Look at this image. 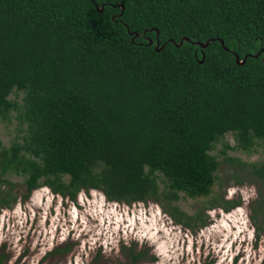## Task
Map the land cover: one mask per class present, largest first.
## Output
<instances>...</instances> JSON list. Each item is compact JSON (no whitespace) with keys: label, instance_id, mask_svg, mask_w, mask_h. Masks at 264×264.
<instances>
[{"label":"trees","instance_id":"trees-1","mask_svg":"<svg viewBox=\"0 0 264 264\" xmlns=\"http://www.w3.org/2000/svg\"><path fill=\"white\" fill-rule=\"evenodd\" d=\"M263 48L264 0H0V115L27 122L0 175L129 204L208 196L215 144L264 139Z\"/></svg>","mask_w":264,"mask_h":264},{"label":"rangeland","instance_id":"rangeland-1","mask_svg":"<svg viewBox=\"0 0 264 264\" xmlns=\"http://www.w3.org/2000/svg\"><path fill=\"white\" fill-rule=\"evenodd\" d=\"M23 96L15 92L11 99L20 105ZM19 115L18 110L10 112L7 118L0 115V150L25 134L27 122ZM211 152L218 158L219 166L208 196L192 198L180 193L177 200L160 196L147 202L116 204L108 202L101 190L81 191L82 206L77 209L79 219L75 226L80 234L78 264H105L103 257L91 263L95 246L100 238L105 242L104 232L110 223L122 224L126 229V221L131 223L130 231L135 226L139 233L140 242L131 244L136 249L149 251L148 257L156 253L155 260L144 264H264V174L260 172L264 167V139H258L246 150L239 146L235 135L228 133ZM24 181L23 176L14 173L0 175V197L2 194L8 197V203H0V256H7L2 264H13L10 257L18 259L17 252L12 250L15 248L12 238L20 233L23 225L18 221L22 223L26 215L19 210V201L10 205L9 198L19 197L25 191ZM159 182L164 189L162 175ZM44 192V187L34 190L32 198ZM33 203V207H38L35 200ZM13 209L17 216L12 214ZM39 222L37 219L38 225ZM141 231L151 240L153 248L142 242ZM39 234L33 237L31 253L23 264L39 263ZM18 246L16 250L20 248L19 243Z\"/></svg>","mask_w":264,"mask_h":264},{"label":"flooded vegetation","instance_id":"flooded-vegetation-1","mask_svg":"<svg viewBox=\"0 0 264 264\" xmlns=\"http://www.w3.org/2000/svg\"><path fill=\"white\" fill-rule=\"evenodd\" d=\"M66 181L69 182L68 179H66ZM22 186L25 187V191L19 194V197L13 196L11 200L9 198L10 205H14L19 201V210L26 215L22 223L20 222L21 220L18 221L23 227L20 229V233H15L14 239L16 240L12 238V245L14 244L13 246H15V248L19 247L18 243L20 244L19 250L15 248L12 249L17 252L18 259L9 256V261L14 262L13 264H23L24 261L28 260L27 257L31 253V246L34 241L33 237L39 232V239H41V241H37L40 244V260L38 264H78V248L80 241L78 237L79 232L76 230L77 228H75V226L78 222L77 219H79V212L77 209L82 206L79 193L86 190H81L74 195L69 192L64 194L61 191H55L50 184H42L34 190L44 187V194L40 193V195H36L35 198H32L34 197V190L28 193L25 181ZM104 195L108 202L127 204L126 202L111 200L105 193ZM34 200L37 202L38 207H33L35 205V203H33ZM30 203L31 206L29 205ZM73 207L75 210H73ZM37 213L40 218L36 215ZM12 214L17 216L15 209H13ZM37 219L38 222L40 221L39 225L36 223ZM127 222L128 221L124 223L127 226L125 227L126 229L123 228L122 224L118 226L114 225V222H112V224L110 223L109 227H106L107 231L104 232L107 236L105 237V242L104 239L101 240V238L98 240L99 244L95 246L96 253L94 252L95 255L91 259V263L95 262L98 257L105 258V264H144V261L149 262L155 260V252L151 253V256L148 257L146 254L149 253V251L136 249V246L134 247L133 244H131L135 241L140 242V238L138 237L139 233L136 232L135 226H133L132 231H130L131 223ZM72 223H74L73 226ZM16 231L19 230L17 229ZM140 233L143 238L142 242L145 241L149 244V247L153 248L154 245L150 244L151 240L144 237L142 231ZM116 248L118 250H116ZM5 260H7L6 255L0 256V264Z\"/></svg>","mask_w":264,"mask_h":264},{"label":"water","instance_id":"water-1","mask_svg":"<svg viewBox=\"0 0 264 264\" xmlns=\"http://www.w3.org/2000/svg\"><path fill=\"white\" fill-rule=\"evenodd\" d=\"M100 11L102 12L103 11V7H101L100 8ZM146 32V31H145ZM129 33H130V35H132V36H134L133 37V40H134V38L135 37H138L139 36V33L137 32V31H133V32H131V31H129ZM148 40H149V45H152L153 43H154V41L152 40V39H150V38H148ZM173 41V40H172ZM184 41H191L190 40V38H188V37H186V38H184V39H182L179 43H177V46H181L183 43H184ZM221 41V43H222V45L224 46L225 45V42L221 39L220 40ZM174 42V41H173ZM209 42L210 41H207V42H205V43H201V42H196V44L197 45H200L201 47H207L208 45H209ZM161 48L159 47V43H157V45H156V50H160ZM263 54V60H264V48L263 49H261L257 54H255V55H253V56H255V57H258V56H260V55H262ZM236 55V61H237V63H239V64H243L244 62H245V60H246V58L244 59V60H240V57H239V55L238 54H235Z\"/></svg>","mask_w":264,"mask_h":264}]
</instances>
